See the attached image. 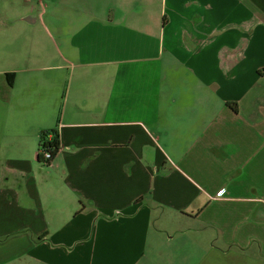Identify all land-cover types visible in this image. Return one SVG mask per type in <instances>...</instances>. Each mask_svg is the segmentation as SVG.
<instances>
[{
    "label": "crops",
    "instance_id": "obj_1",
    "mask_svg": "<svg viewBox=\"0 0 264 264\" xmlns=\"http://www.w3.org/2000/svg\"><path fill=\"white\" fill-rule=\"evenodd\" d=\"M162 4L155 33L108 37L96 23L70 37L32 9L21 19L42 26L50 61L2 46L0 264H264V14L251 0Z\"/></svg>",
    "mask_w": 264,
    "mask_h": 264
},
{
    "label": "rangeland",
    "instance_id": "obj_2",
    "mask_svg": "<svg viewBox=\"0 0 264 264\" xmlns=\"http://www.w3.org/2000/svg\"><path fill=\"white\" fill-rule=\"evenodd\" d=\"M51 2H54L55 5L56 3L60 5L63 4V6L66 7H70L69 4H71L72 7H75L84 15H70L63 9L59 12L55 9V11L52 12L50 11L52 7L49 6ZM135 3L141 6V12H139L141 16L140 18L138 17L130 20L132 14L130 10ZM162 9V0H42V3L41 0H0V56H10V54L5 53L7 49L2 46L11 42V45L19 43V45L22 44V46H25L27 49L32 48V56L28 59L29 62L50 61L51 53L46 48L50 43L48 38H46V33L43 31L42 26L39 24H29L21 19L31 10L34 12L41 11L46 18H48L50 14L53 15L54 19L59 20L62 29H64L63 32L69 33L70 37L76 34L75 28L92 23L101 25V37H108V34H119L121 28H127L126 25L132 28L142 27V29H144L145 26H149V30L155 33L156 27H161L162 16H160V11ZM258 9L264 14V0H251V10L258 11ZM86 15L88 18H92V15H97L102 21H89ZM12 19L16 21L13 22ZM18 34H21L22 40L14 42L19 36ZM23 58L26 59L27 54H23ZM96 72L100 74L91 73L90 80L92 83H94V80L103 77L102 75L107 77V79L111 78L115 72V66L112 65L99 68ZM261 72H264V70H261ZM241 90L245 89L240 88V91ZM176 95L179 94L176 93ZM188 96H191V94L188 93ZM200 108L201 106H198V109ZM163 233L164 232L161 234ZM3 240L4 238H0V243H2ZM144 260L147 259L144 258ZM6 264L41 263L29 256L22 255ZM144 264H184V261L179 260L176 256L172 257L154 254L152 259L150 261H145Z\"/></svg>",
    "mask_w": 264,
    "mask_h": 264
},
{
    "label": "trees",
    "instance_id": "obj_3",
    "mask_svg": "<svg viewBox=\"0 0 264 264\" xmlns=\"http://www.w3.org/2000/svg\"><path fill=\"white\" fill-rule=\"evenodd\" d=\"M227 105L230 106V108L236 110V107H235L233 102H227ZM54 133H55L54 134L55 135L54 139L52 141L47 142L46 144L43 145V147L45 149H49L51 151V155H52V153H54V152H56L58 150V146H59V142H58V139H57V133L56 132H54ZM49 134L50 133L46 132L44 134V136H48ZM45 237H46V235H43L40 239H43V238L45 239Z\"/></svg>",
    "mask_w": 264,
    "mask_h": 264
},
{
    "label": "built area",
    "instance_id": "obj_4",
    "mask_svg": "<svg viewBox=\"0 0 264 264\" xmlns=\"http://www.w3.org/2000/svg\"><path fill=\"white\" fill-rule=\"evenodd\" d=\"M42 150L44 151L43 155H44L45 158H50L51 157V151L49 149L43 148Z\"/></svg>",
    "mask_w": 264,
    "mask_h": 264
},
{
    "label": "water",
    "instance_id": "obj_5",
    "mask_svg": "<svg viewBox=\"0 0 264 264\" xmlns=\"http://www.w3.org/2000/svg\"><path fill=\"white\" fill-rule=\"evenodd\" d=\"M25 19V18H24Z\"/></svg>",
    "mask_w": 264,
    "mask_h": 264
}]
</instances>
